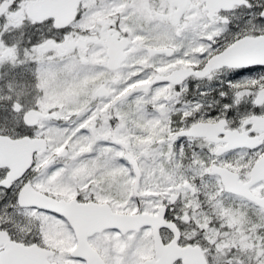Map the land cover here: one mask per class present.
Returning a JSON list of instances; mask_svg holds the SVG:
<instances>
[{"label":"snow or ice","instance_id":"snow-or-ice-1","mask_svg":"<svg viewBox=\"0 0 264 264\" xmlns=\"http://www.w3.org/2000/svg\"><path fill=\"white\" fill-rule=\"evenodd\" d=\"M0 264H264V0H0Z\"/></svg>","mask_w":264,"mask_h":264}]
</instances>
